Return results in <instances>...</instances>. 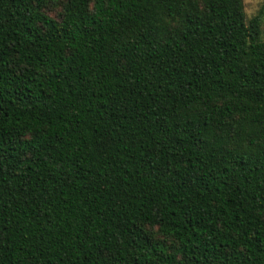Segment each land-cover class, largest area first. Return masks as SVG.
<instances>
[{"label": "trees", "instance_id": "1", "mask_svg": "<svg viewBox=\"0 0 264 264\" xmlns=\"http://www.w3.org/2000/svg\"><path fill=\"white\" fill-rule=\"evenodd\" d=\"M263 12L0 0V264H264Z\"/></svg>", "mask_w": 264, "mask_h": 264}, {"label": "rangeland", "instance_id": "2", "mask_svg": "<svg viewBox=\"0 0 264 264\" xmlns=\"http://www.w3.org/2000/svg\"><path fill=\"white\" fill-rule=\"evenodd\" d=\"M243 12L246 19L255 16L258 10L264 5V0H242ZM264 36V12L260 17Z\"/></svg>", "mask_w": 264, "mask_h": 264}]
</instances>
